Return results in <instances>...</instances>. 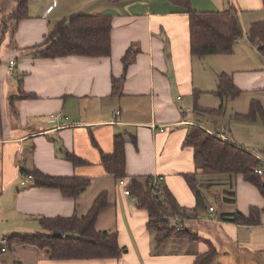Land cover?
<instances>
[{
	"label": "crops",
	"instance_id": "obj_1",
	"mask_svg": "<svg viewBox=\"0 0 264 264\" xmlns=\"http://www.w3.org/2000/svg\"><path fill=\"white\" fill-rule=\"evenodd\" d=\"M14 1L0 0L1 238L41 232L38 217L82 216L96 195L106 190L111 206L99 213L95 227L117 232L125 249L119 259H53L46 250L15 244L16 260L21 264H192L197 253L212 246L217 255L210 264H264V211L255 225L234 223L230 215L236 210L248 215L251 206L262 208V195L241 174H198L200 195L218 198L222 206L206 205L202 196L198 210L191 211L196 208V195L183 175L195 170L193 150L182 146L187 126L198 124L264 160V57L258 42L247 38L250 25L264 21L262 0H191L197 11L235 10L246 37L235 41L231 53L217 54L231 56L227 73L241 90L233 103L243 101V105L232 109L231 124L208 125L197 121L201 115L193 110V91L209 90L203 87L208 80L197 75L202 71L201 58L190 53L183 6L170 0H30L28 18L4 22ZM77 14L111 16L108 56L32 55L56 21ZM129 48L134 50L133 58L121 82V95H116L112 79L123 76L122 57ZM12 58L15 64L9 72ZM201 95L197 104L207 108ZM251 100L261 106L262 117L236 118L235 114L247 113ZM114 110L119 113L112 120ZM55 113L62 118L53 120ZM116 134L125 138L126 185L132 176L156 174L177 203L190 210L187 216L171 220L181 225L179 234L158 246L146 227L147 210L123 194V186L100 162V153L113 151ZM66 152L83 162L72 164ZM32 167L50 175L89 177L90 185L98 184L97 191H89V185L73 198L56 188L37 187L20 171ZM185 230L190 232L186 238L181 235ZM0 264H5L4 256Z\"/></svg>",
	"mask_w": 264,
	"mask_h": 264
},
{
	"label": "trees",
	"instance_id": "obj_2",
	"mask_svg": "<svg viewBox=\"0 0 264 264\" xmlns=\"http://www.w3.org/2000/svg\"><path fill=\"white\" fill-rule=\"evenodd\" d=\"M117 1V0H111ZM173 4L185 8L188 16L189 49L192 56L203 58L213 54H229L233 50L235 41L241 38L243 30L237 14L233 9L220 12L197 11L193 9L191 0H170ZM15 7L5 16L3 21H18L29 17V0H15ZM264 6V0H262ZM264 8V7H263ZM111 16L108 14H77L56 21L46 35L44 42L32 55L41 58H56L68 55L82 56H108L111 53L110 31ZM247 38L251 43L259 44V51L264 57V21L254 22L250 25ZM134 50L129 48L122 57L124 74L112 79L113 94L121 95V82L125 70L133 58ZM216 90L211 93L219 96L221 100L239 95L240 89L234 84L231 75L220 73L217 76ZM203 92L193 91V110L220 115L224 113V104L217 109L199 108L197 101ZM30 95L21 94L20 97ZM12 99V98H11ZM256 115L262 117V108L257 101L251 100L247 113L235 114L241 120L252 121ZM135 137H132L134 140ZM183 147L193 150L194 172L185 173L183 176L196 195L197 207L202 203L200 195L201 186L197 182L198 174H241L243 179L255 185L264 198V172L255 171L262 167L260 158L253 152L241 148L221 137L212 134L209 130L198 124H189L183 140ZM66 159L72 164L83 161L66 152ZM100 162L105 171L115 181L125 178V138L122 134L113 136V151L110 154L100 153ZM26 176H31L34 185L42 188H56L63 196L77 198L91 183V178L82 176H57L46 174L35 167L21 169ZM148 176H132L127 188L136 199L140 208H145L149 218L146 227L153 231L154 240L158 246L164 239L178 235L181 231L171 220L174 217H184L189 213L188 207L177 203L174 196L166 187L160 184L156 198L147 184ZM106 190L100 191L92 201L87 212L78 216L74 213L70 217H38L39 225L46 232L12 233L5 236V244H0V253L7 250L13 251V245L34 246L46 250L53 259H94L117 258L119 259L125 249L119 245L117 232L98 230L95 227L100 212L111 206ZM262 208L251 206L249 214L245 215L238 210L232 212V221L238 224L255 225L259 223V214ZM56 230L60 235L53 236ZM190 234L188 230L181 233L183 237ZM217 252L212 247L204 253H197L192 264H210ZM12 264H21L15 260Z\"/></svg>",
	"mask_w": 264,
	"mask_h": 264
},
{
	"label": "rangeland",
	"instance_id": "obj_3",
	"mask_svg": "<svg viewBox=\"0 0 264 264\" xmlns=\"http://www.w3.org/2000/svg\"><path fill=\"white\" fill-rule=\"evenodd\" d=\"M243 36H244V33L239 39L241 40L244 38L245 40L246 37H243ZM227 58H229L228 59L229 61L231 60V56L229 55H217V54L210 55L209 54L208 56H205L200 59L202 71L201 72L198 71L197 75L198 77H203L204 80L205 79L208 80V83L204 85L203 87L209 90V92L201 95V100H202L203 105H205L209 109H217L221 103L224 104V107H223L224 113L220 114L219 115L220 117H217L216 114H210L207 112H202V113L194 112V114L197 116L198 114L201 115L197 118V121L200 120V122L204 123L205 125H208L209 123L213 121H218V123H225V124L230 123L231 124L232 109L234 107H241L243 105V101H240V103L234 104L233 97L224 98L223 100H221L219 96L215 95L214 93H211L213 90H216L217 80H218L216 79L217 76L220 73L228 74L227 73V66H228ZM246 105L248 106V103ZM211 127L217 128V126H211ZM227 133H229V131ZM108 182L112 184L114 181L111 179ZM97 186L98 184L95 181H93L92 185H90L88 190L91 192H95L97 191ZM202 196L205 197L203 201L206 205L211 204L213 206H216L217 209H219L222 206L221 201L218 198L211 197L210 195H206L205 192H203ZM44 231L45 230L41 228V232H44ZM2 239L3 238H1V235H0V242ZM3 256H4L5 264H12V262L18 259L19 257L17 254H15L14 251L7 250L6 253L4 252V254L3 253L0 254L1 263H2Z\"/></svg>",
	"mask_w": 264,
	"mask_h": 264
},
{
	"label": "built area",
	"instance_id": "obj_4",
	"mask_svg": "<svg viewBox=\"0 0 264 264\" xmlns=\"http://www.w3.org/2000/svg\"><path fill=\"white\" fill-rule=\"evenodd\" d=\"M15 64V61L13 60H9L8 61V64H7V69L9 72H13V66ZM181 112H184V109L181 108ZM119 111L117 110H114V112H112V120L115 119V117L118 115ZM62 118V114L61 113H55V114H52V119L53 120H59ZM186 122V121H184ZM153 128H156V125H153ZM164 129V126L163 125H160L159 126V130H163ZM210 131V130H209ZM212 134H215L216 136L218 137H222V134L220 133H217V132H214V131H210ZM261 162L263 163V166L262 167H257L255 169V171L259 174L263 173L264 172V160L263 159H260ZM28 178H31V176H26ZM160 176L157 177L156 174H153V175H150L148 176L147 178V184L149 185V187L151 188V192L153 193L154 197L156 198V194L158 193V188L160 187ZM118 184L123 186V194L126 195V196H129L131 197V199H135V197L133 195L130 194L129 192V189L127 188V185H126V178H121L118 180ZM210 210L213 209V207H210L209 208ZM177 228L180 229L181 228V225H177ZM4 243V240H2V242L0 244H3Z\"/></svg>",
	"mask_w": 264,
	"mask_h": 264
},
{
	"label": "water",
	"instance_id": "obj_5",
	"mask_svg": "<svg viewBox=\"0 0 264 264\" xmlns=\"http://www.w3.org/2000/svg\"><path fill=\"white\" fill-rule=\"evenodd\" d=\"M52 235H53V236H58V235H60V233H58L56 230H53V231H52Z\"/></svg>",
	"mask_w": 264,
	"mask_h": 264
}]
</instances>
